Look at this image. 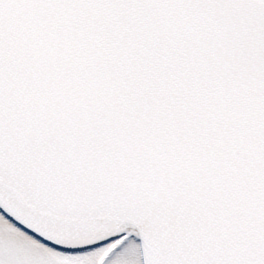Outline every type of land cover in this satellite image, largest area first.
I'll use <instances>...</instances> for the list:
<instances>
[{"label": "snow or ice", "instance_id": "6c2138e0", "mask_svg": "<svg viewBox=\"0 0 264 264\" xmlns=\"http://www.w3.org/2000/svg\"><path fill=\"white\" fill-rule=\"evenodd\" d=\"M0 264H264V0H0Z\"/></svg>", "mask_w": 264, "mask_h": 264}]
</instances>
